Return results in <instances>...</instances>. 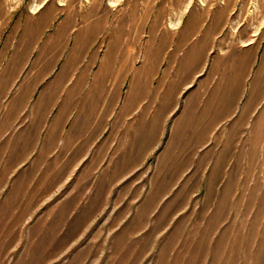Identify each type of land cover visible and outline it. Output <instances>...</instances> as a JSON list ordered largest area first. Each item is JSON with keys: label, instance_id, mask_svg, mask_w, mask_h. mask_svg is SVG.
<instances>
[{"label": "rangeland", "instance_id": "374dc122", "mask_svg": "<svg viewBox=\"0 0 264 264\" xmlns=\"http://www.w3.org/2000/svg\"><path fill=\"white\" fill-rule=\"evenodd\" d=\"M247 49L264 0H0V264H264L263 153L202 186L211 145L175 131Z\"/></svg>", "mask_w": 264, "mask_h": 264}, {"label": "crops", "instance_id": "0c3cea01", "mask_svg": "<svg viewBox=\"0 0 264 264\" xmlns=\"http://www.w3.org/2000/svg\"><path fill=\"white\" fill-rule=\"evenodd\" d=\"M241 57L227 64L225 71L232 69L233 76L228 77L229 79L220 92L216 90L212 92L211 102L200 105L197 111L186 115L185 118L193 117V120L183 119L181 122L180 119L176 123L175 131L185 136L188 143H209L211 145L209 155H207L211 160L210 166L208 170L201 169L199 172L202 186H248L249 151H260L264 157V55L258 57L254 49H247L244 57ZM243 76H246V80L242 79V84ZM27 80L26 85L30 84L31 88L29 93L34 92L40 85L31 77ZM62 85L65 84L62 83ZM23 86H20V92L24 89ZM117 87L116 91L119 93V77ZM242 88H244L243 92ZM113 90L115 92L114 88ZM241 92V103L237 104ZM106 105L107 103H100V137L111 135V127L116 130L113 133L116 132L119 135V122L108 119L110 114H102L106 111L105 108H109ZM191 106L193 107L189 104L186 106L188 113L191 112ZM77 124L78 122L71 124V133L75 134L81 130L82 133L88 134L87 122L79 126ZM64 126L66 125L63 122L59 126L55 123L48 125L55 129ZM54 137L56 142H59L58 135ZM43 141L50 142L49 137ZM205 155V153L201 155V158L204 159ZM258 156L256 154L254 158Z\"/></svg>", "mask_w": 264, "mask_h": 264}]
</instances>
